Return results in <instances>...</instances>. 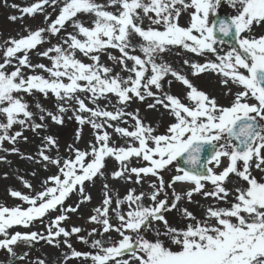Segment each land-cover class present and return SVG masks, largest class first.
I'll list each match as a JSON object with an SVG mask.
<instances>
[{
	"label": "snow or ice",
	"instance_id": "snow-or-ice-1",
	"mask_svg": "<svg viewBox=\"0 0 264 264\" xmlns=\"http://www.w3.org/2000/svg\"><path fill=\"white\" fill-rule=\"evenodd\" d=\"M227 4L235 14L226 19L217 17L222 0H38L23 7L10 5L20 13L9 16L11 21L43 14L47 23L34 30L25 26L23 34L0 43V143L15 144L22 137L21 131L10 134L16 125L33 132L45 129L48 119L62 125L69 110L73 113L69 119L91 125L95 136L89 149L69 145L70 156L55 159L48 149L58 147L57 139L43 137L38 162L46 169L54 165L57 173L42 182L40 191L33 190L34 195L9 189V195L27 207L0 204V250L9 254V264L17 260L22 264L28 255L17 256L16 246L37 239L58 244L56 238L63 236L72 248L67 238L82 229L68 231L61 222L91 200L85 194L86 182L107 180L108 159L119 164L112 179L143 184L151 176L155 178L149 183L151 191L129 189L123 199L113 200L105 183L102 206L88 218L101 231L92 228L88 236H106L108 243L92 239L91 246L98 249L95 254L89 257L73 249L72 257L90 258L92 264H264V176L253 174L264 173V35L253 32L264 26V0H227ZM49 6L57 13L55 19L47 12ZM184 13H190L188 26L179 24ZM45 44L49 46L44 48ZM137 48L142 55L133 54ZM176 48L204 60L184 59L183 64L193 78L215 74L225 88L224 95L232 97L228 105L219 104L187 74L163 60ZM112 50L120 55L114 56ZM33 54L48 64L33 63ZM104 55L128 75L102 63ZM175 82L184 86L183 97L172 94ZM233 87L238 91L233 92ZM38 94L57 100L55 112L36 104L39 123L27 101ZM81 94H87L96 106L88 107ZM113 97L120 105L115 111L97 103L101 98L111 103ZM135 100H150L149 110L169 117L166 132L158 134L145 123L139 109L134 113L124 110ZM124 117L134 121L131 130L119 126ZM105 128H112L125 144L116 145ZM80 137L78 129L76 139ZM133 160L142 166H132ZM174 162L184 167H176V174L166 182L164 173L171 171ZM177 183L192 187L177 193ZM24 186L32 188L27 181ZM167 189H173L171 201ZM74 192H79L80 202L65 207ZM194 195L213 200L199 218L181 207L185 199L192 203ZM173 211L183 226L169 223L167 214ZM52 212L60 214L49 220L46 235L10 231L14 226L43 223ZM110 213L117 223L111 222ZM113 232L118 238L111 236ZM77 238L89 242L83 236Z\"/></svg>",
	"mask_w": 264,
	"mask_h": 264
},
{
	"label": "rangeland",
	"instance_id": "rangeland-1",
	"mask_svg": "<svg viewBox=\"0 0 264 264\" xmlns=\"http://www.w3.org/2000/svg\"><path fill=\"white\" fill-rule=\"evenodd\" d=\"M38 2V0H0V43L7 40L9 37H16L18 34L24 33V27L27 26L32 28L33 30L38 27H44L46 25V21L44 20L43 14H37L35 18L27 17L23 20L11 21L8 19L9 16L17 15L19 16L20 13L10 7L11 4L16 3L20 6H28L32 3ZM47 12L51 14V18L55 19L56 12H53L52 8L49 6ZM217 13H225L229 16L235 14V10L231 8L227 4V0H222V5L218 8ZM82 19L87 20V17H82ZM190 23V13H184L181 15L179 19V24L181 26H188ZM147 25V21H145ZM69 31L71 28L69 27ZM253 32L258 35H264V26H257L253 29ZM56 41L53 40V43ZM138 38H134L133 43L138 44ZM48 44H45L43 47H48ZM224 50H227V45L222 46ZM43 50V49H41ZM179 52L180 54L177 55L176 53ZM112 54L114 56H119L120 53L117 50H112ZM133 54L142 55L137 48V51ZM85 62H90L87 58H83ZM188 59L190 61H195L198 63H203L204 60L200 57H197L195 54L188 53L187 51L176 48L172 52L166 54L163 57V60L170 63L174 68L181 70L184 74L189 76L192 83L198 87L200 90H204L210 95L217 98L219 104L221 105H228L232 97L225 96V88L222 87L219 83V78L213 74H201L198 78H193L191 76V70L187 65L183 64V60ZM33 63H45L48 64L46 59L40 58L36 56V54L32 55ZM101 62L109 67H113L116 72H120L122 76H127L126 72H122L120 67L115 64L114 61L108 59L106 55L102 56ZM129 66H131V62H129ZM167 87V84H165ZM172 94L178 95L183 97L184 94V86L181 85L179 82H175L171 86ZM233 92L238 91L237 88H232ZM82 98L85 99L86 104L88 107H95L90 99L87 98V94H81ZM27 101L31 107V110L36 114V122L39 123V115L40 110L36 108V104L40 103L44 109L47 111L55 112L57 110V100L54 96H49L45 98L43 95H36L32 97H27ZM151 101L140 102L139 100H135L128 104V106L124 109L126 112H136L139 109V113L142 117H146L145 123L151 124L157 130L158 134H163L166 132L169 117L167 115L162 116L160 112L151 111L147 108V103ZM99 106L106 107L109 111H115L117 107H120L117 104L116 99L113 97L111 103L105 101L104 99H100L97 101ZM163 112V109H161ZM87 115V114H84ZM73 113L69 110L67 113L64 114V123L62 125H56L50 119L46 120L45 123L47 127L45 129L37 130L33 132L30 128H21L19 125L13 127L10 130V134H14L16 131L22 132V137L17 140L15 144H11L7 141L0 143V204H3L7 207H13L20 205L22 207H27L28 205L22 202L19 198H14L9 195V189L20 191L23 194H31L34 195L35 191H40L42 187V182L50 175L57 173V168L54 165H49L46 169L43 163H39V151L42 148L44 143L43 137L46 135H53L58 141V147L48 149V154L51 155L54 159L59 156L62 158H68L70 156L69 152V145H74V147L79 148L80 150H86L90 147V142L94 141L95 130L92 129L91 125H80L78 122L75 121L74 117H72ZM126 121V122H125ZM101 122V121H98ZM115 123V122H113ZM134 121H132L131 117H124L119 126L128 128L129 130L132 129ZM81 130V137L80 139H76V132L77 130ZM104 130L108 131L112 135L117 137L118 146L124 145L125 141L114 132L112 128H105ZM23 137H27L25 140ZM116 139V138H115ZM18 149V152H12V148ZM28 157H32V159H28ZM114 160V159H112ZM115 161V160H114ZM136 162V161H135ZM227 164V161H224V165ZM135 167L142 166L141 162H136L134 164ZM176 162H174V166L172 167L171 171L164 173V179L168 182L171 176L176 174ZM222 169L218 168L216 171H220ZM35 173V175H33ZM254 175L258 178L264 176V173L259 171H254ZM98 179V178H96ZM95 179V180H96ZM155 178L148 176L144 179L143 184H136L132 181H128L126 179L119 180L114 185L118 183L123 185L124 183H128V185H143L144 187L148 188V191H151L149 188V183L154 180ZM236 178L233 176L232 180L234 181ZM135 177L133 176V181ZM24 181H27L32 185V188H26L24 186ZM104 183L98 184V181L88 182L87 183V195L91 196V200L89 202H85L84 204L81 203L79 209L76 213H68V219L64 222H61V226L65 227L66 230L70 231L72 227H80L82 232L80 234H73L67 238L68 242L72 245V248H69L64 243V237L56 238L58 244H49L47 240H40L42 245L39 249L34 250L29 244H21L14 248L17 256H21L24 253L28 255L25 257L22 264H37V261L44 260L45 264H92L90 258L85 259V257H72L71 251L74 249L80 252H87L89 253V257L95 254L98 249L93 248L91 246L92 239H99V234L94 235L93 237L89 238L88 234L92 228L99 229L100 226L90 222L89 216L94 215V209L97 207H101V201L104 197L97 194V189L102 187ZM192 185L190 184H179L177 183L174 186V189L177 193H185ZM209 190L211 189V185H207ZM228 188L233 187V183L229 182L227 184ZM116 188V187H113ZM119 189H115V192L118 194ZM169 200L171 201L173 189H167ZM77 192L72 193L69 198L66 199L64 206H76L77 203L74 201L76 198ZM163 198V196L161 197ZM145 203H148L145 201ZM213 204V200L205 199L202 195H194L193 202L188 203L185 199L181 203V207H186L189 211L193 212L195 216L198 218L203 216L204 209ZM223 206V205H222ZM60 214L59 212H52L49 216L44 220L43 223L40 221H36L31 226L25 228L23 226H14L10 231L16 232L19 231L21 233L26 232H38L40 234L46 235V226L50 219H52L55 215ZM111 215V222L113 224L117 223L115 219V215L110 213ZM167 219L169 223L176 227V226H183L181 218L179 214L175 211L167 214ZM101 230H98V233ZM83 236L85 239H88V243H84L82 240L78 239L77 236ZM149 238L153 237V233H147ZM113 238H118L117 234L114 232ZM105 243H108L107 238L104 240ZM65 255H67L68 259L65 260ZM10 257L6 250H0V264H9ZM16 264H21L19 260L16 261Z\"/></svg>",
	"mask_w": 264,
	"mask_h": 264
},
{
	"label": "bare ground",
	"instance_id": "bare-ground-1",
	"mask_svg": "<svg viewBox=\"0 0 264 264\" xmlns=\"http://www.w3.org/2000/svg\"><path fill=\"white\" fill-rule=\"evenodd\" d=\"M51 7V6H50ZM52 8V7H51ZM110 136H111V139L112 141L115 142L116 145H118V141H117V137L112 135L111 133H109ZM116 138V139H115ZM137 162V161H136ZM135 160L132 161V166H134V164L136 163ZM135 167V166H134ZM119 168V164L118 162L112 160V159H108L107 160V167L106 169L104 170L106 175H107V180H105L104 178H98L96 179L95 181H98V184H101L102 182L105 184L107 183L109 185V189H110V193L111 195L113 196V200L119 198V199H123V197L127 194L128 190L129 189H135L137 192H140V191H145V192H149L148 188L144 187L143 185H128V183H124L123 185L121 184H117V185H114V183H117L119 180H122V179H112L111 178V173L118 169ZM87 183L85 184V194L87 193L88 189H87ZM103 184V185H104ZM103 185L102 187H100L99 189H97V194L98 195H101V197H104V188H103ZM113 187H116V188H113ZM115 189H119L118 191V194L115 192ZM80 194L79 192H77V195H76V198H75V202L78 204L80 202ZM103 201V200H102ZM102 201H101V205H102ZM84 204V203H83ZM74 207V206H73ZM112 207H115V204L113 203ZM126 208V206H125ZM111 215V214H110ZM113 223V222H112ZM97 230H101V228L97 229ZM111 236L113 237L114 236V232L111 233ZM107 237L106 236H99V239H103L105 240Z\"/></svg>",
	"mask_w": 264,
	"mask_h": 264
},
{
	"label": "water",
	"instance_id": "water-1",
	"mask_svg": "<svg viewBox=\"0 0 264 264\" xmlns=\"http://www.w3.org/2000/svg\"><path fill=\"white\" fill-rule=\"evenodd\" d=\"M217 17L218 18H225V19L228 18V16L227 15H224V14H217ZM177 166L178 167H184V165H183L182 162H177ZM32 244L34 245L35 248H37L38 245H39V243H35V242H32Z\"/></svg>",
	"mask_w": 264,
	"mask_h": 264
}]
</instances>
